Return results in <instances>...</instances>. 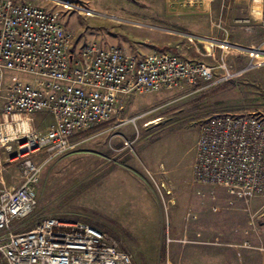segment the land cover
I'll return each instance as SVG.
<instances>
[{
	"label": "built area",
	"instance_id": "obj_1",
	"mask_svg": "<svg viewBox=\"0 0 264 264\" xmlns=\"http://www.w3.org/2000/svg\"><path fill=\"white\" fill-rule=\"evenodd\" d=\"M250 1L264 5V0ZM70 5L85 15L95 13ZM235 22L247 27L250 20ZM218 43L235 54L255 51L226 40ZM70 48L71 34L56 12L31 2L0 0V151L21 164L16 186L0 184V264H134L115 237L83 221L49 217L29 230H15L37 205L42 168L87 139H74L77 135L119 117L130 96L182 85L201 90L232 74L222 62L217 67L224 74L216 78L215 67L162 51L136 57L97 43L77 53ZM8 72L29 80H6ZM42 111L51 121L37 129L33 120ZM123 145L131 149L132 141L125 139ZM38 154L43 156L36 158ZM191 170L195 182L223 187L245 204L264 197V112L222 111L204 117ZM145 171L166 207L171 187L156 177L163 171Z\"/></svg>",
	"mask_w": 264,
	"mask_h": 264
},
{
	"label": "rangeland",
	"instance_id": "obj_2",
	"mask_svg": "<svg viewBox=\"0 0 264 264\" xmlns=\"http://www.w3.org/2000/svg\"><path fill=\"white\" fill-rule=\"evenodd\" d=\"M15 1L31 2L56 12L71 34L70 51L73 53H77L84 45L97 38L98 29H90L92 14V17L99 21L96 22L98 25H106L111 29L108 35H99L101 42L97 44L101 47H109L104 39L114 41L122 35L120 31L147 27L140 19L97 11L87 4L86 0ZM98 1L104 5L108 0ZM108 2L110 9L118 10L116 7L120 3L119 0ZM73 3L86 6L95 13L85 15L82 10L70 5ZM227 18L231 23L234 16L228 14ZM221 23L220 29L224 26L231 30L228 29V22L227 25ZM204 25V22L197 19L195 26L190 25L189 28L200 30ZM253 35L254 47L250 50L255 49L254 54L246 51L235 54L231 48H225L224 52H221L222 49L215 46V54L221 53L223 62L232 73L228 78L201 90H198V87L182 85L178 89H170L163 99L142 111L129 113L123 110L120 118L135 119L126 121L125 124L115 119L103 123L98 128L109 129L97 136H90L91 131H88L87 139L78 147L51 158L40 173L36 187L37 205L16 231L29 230L42 219L54 217L83 221L112 235L110 230L122 227V219L128 217L127 209H131L132 201L136 198L134 193L127 191H102L107 186L109 168L113 165L111 161L119 159H131L151 171H156L157 168L153 167L161 163L160 167L166 170L163 175L167 177L162 179V182L171 187V191L176 187L196 191L200 183L193 180L191 164L199 122L215 112H264V29L254 30ZM199 38L202 43H206L204 40L207 39ZM177 56L215 67L216 78L224 74L223 70L217 67L222 63L220 60L214 61L211 57L208 60V57L192 55L191 50ZM15 79L29 80V77L20 73H7L6 80ZM49 120L50 115L47 112H39L34 117L33 127L43 129ZM125 139L132 141L131 149L124 147ZM37 156L40 158L43 154ZM11 163L15 174L13 186H16L20 181L21 164L17 159ZM127 166L131 167L130 164ZM158 171L162 172L161 169ZM167 180L171 182V186ZM220 195L237 200L234 195L231 197L224 191H220ZM129 201L131 204H128ZM227 206L231 207L230 204ZM239 206L241 211L237 235L233 227L227 226L229 218L224 214V225L219 236L207 239L205 244H186L185 247L190 250L185 254V258L175 259L173 254H168L164 259L135 258L134 264H235L232 258L234 252L248 253L251 261L256 264L257 260L264 256L261 250L264 248L261 247V244H264V197L256 196L247 205L239 200ZM120 232L124 234L126 230ZM243 242H247L249 247L241 246Z\"/></svg>",
	"mask_w": 264,
	"mask_h": 264
},
{
	"label": "crops",
	"instance_id": "obj_3",
	"mask_svg": "<svg viewBox=\"0 0 264 264\" xmlns=\"http://www.w3.org/2000/svg\"><path fill=\"white\" fill-rule=\"evenodd\" d=\"M108 1L104 2V5L98 3V0H86V3L100 12L140 19L147 26L120 31L122 35L114 41L104 39L106 46L117 45L125 53L136 57L153 51L180 55L191 50L192 55L208 57V60L211 57L214 61L223 62L221 53L215 54V46L221 48V52L225 50L218 41L226 40L232 45L251 48L254 47V30L264 29V5L250 0H119L120 3L116 7L118 10L110 9ZM228 14L234 16L231 23L227 18ZM92 16L90 15V29H98V35L89 43L100 44L99 35L104 37L111 29L106 25H98L96 22L99 21ZM242 17L250 20L247 27L235 22ZM197 19L204 22V27L200 30L190 29V25L195 26ZM221 22L224 25L228 22V29L231 30L224 26L220 29ZM199 37L206 38V43H202ZM169 90L161 89L154 93L130 96L125 100L124 110L129 113L142 111L163 99ZM120 116L115 121L121 119ZM50 121L51 116L48 122ZM98 126L84 131L74 139L86 137L88 131H91L90 136H97L109 129ZM9 156L10 153L2 148L0 184L13 186L15 174ZM119 160L111 161L113 165L109 168L107 186L102 191H127L134 193L136 198L132 201L131 209H127L128 217L122 219V227L111 229L112 235L104 233L115 237L119 241V247L130 252L133 259H164L168 254H173L175 259H183L190 250L185 247L186 244H205L207 239L219 236L224 225V214L229 218L227 226L233 227L235 234H238L240 199L222 197L220 191L232 197L233 194L227 189L201 183L196 191L176 187L172 191L171 203L165 207L157 185L146 174L145 166L131 159ZM161 165L158 163L153 168H157L156 171H166ZM156 177L158 181H162L165 176L158 174ZM128 204H131V201ZM22 222L24 223V220ZM23 223L16 224L15 230ZM119 230H126L125 235ZM246 243L243 242L241 246H247ZM261 247H264V244H261ZM261 250L264 253V248ZM232 258L235 264H254L248 253L234 252ZM256 264H264V256L260 257Z\"/></svg>",
	"mask_w": 264,
	"mask_h": 264
}]
</instances>
